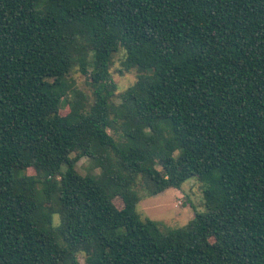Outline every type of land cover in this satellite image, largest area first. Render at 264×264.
<instances>
[{
    "label": "trees",
    "instance_id": "16d2710c",
    "mask_svg": "<svg viewBox=\"0 0 264 264\" xmlns=\"http://www.w3.org/2000/svg\"><path fill=\"white\" fill-rule=\"evenodd\" d=\"M191 178L204 212L141 218L139 192ZM79 254L264 264V0H0V264Z\"/></svg>",
    "mask_w": 264,
    "mask_h": 264
},
{
    "label": "rangeland",
    "instance_id": "374dc122",
    "mask_svg": "<svg viewBox=\"0 0 264 264\" xmlns=\"http://www.w3.org/2000/svg\"><path fill=\"white\" fill-rule=\"evenodd\" d=\"M123 53L119 52L114 56L110 72L113 82L116 85V94L120 95L136 81L137 73L132 70L123 72L122 69ZM72 79L76 88L92 98L91 89L86 77L78 70L72 73ZM69 112L68 105L60 109V114L65 115ZM77 171L85 175L90 170L89 161L82 158L77 163ZM32 174V171L29 172ZM141 200L137 205V211L142 219H150L159 223L161 231L176 229L185 226L194 216L195 212H204L201 205V188L195 179L187 180L179 189L170 188L155 196H147L139 192ZM85 255L79 254V264H84Z\"/></svg>",
    "mask_w": 264,
    "mask_h": 264
}]
</instances>
